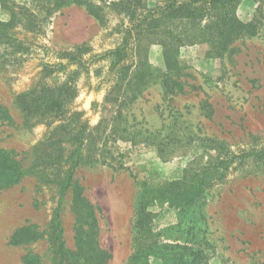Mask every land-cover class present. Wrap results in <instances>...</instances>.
Masks as SVG:
<instances>
[{"label": "rangeland", "instance_id": "374dc122", "mask_svg": "<svg viewBox=\"0 0 264 264\" xmlns=\"http://www.w3.org/2000/svg\"><path fill=\"white\" fill-rule=\"evenodd\" d=\"M170 1L0 0V159L22 173L0 185V264H59L58 207L63 264H264V155L241 158L264 153V0L144 19ZM51 89L65 104L29 113ZM19 228L36 238L11 245Z\"/></svg>", "mask_w": 264, "mask_h": 264}, {"label": "trees", "instance_id": "16d2710c", "mask_svg": "<svg viewBox=\"0 0 264 264\" xmlns=\"http://www.w3.org/2000/svg\"><path fill=\"white\" fill-rule=\"evenodd\" d=\"M236 1L238 0H172L163 7H158L157 9L148 11L144 19H147V17L150 14L156 12L161 14H165L166 12H168L167 15L168 17L175 15L178 17V20H180V23H183L184 21L186 22L196 21L198 18H203L206 15V13H208L209 11L220 10L218 12L216 11L217 13H220L227 6L233 7ZM191 5H200L201 6L200 8L202 9L196 8L197 10L193 9L192 11L189 9ZM239 34L240 33H236L234 36L235 37L240 36ZM127 44H128V40L126 39L124 40L122 46L118 47L115 51H113V53H115L116 55V60L123 59L124 54L126 53L125 47ZM49 94L50 95L48 96L45 95L41 98L34 99L29 106H26L29 113L35 114L37 113V110H40L43 107L52 108L57 105L63 106L65 104L64 99L62 100V94L55 95L53 89L49 91ZM0 118H4L5 120L9 121V116L6 114V111L3 109H0ZM69 125H72V123H69ZM84 129H85V123L80 120H77L74 123L73 128L70 129L71 130L70 141H75L77 143V147L72 151V163L67 172V179L61 185V195H63L66 189L68 188L69 182L72 180L73 170L74 168H76V165H78L80 162L79 156H80L81 145L83 144V140H84L83 139ZM251 155L261 157L262 155H264V153H252V152L245 153L241 155V158H245ZM238 158L240 157L233 155L230 158L222 160L214 167L213 171L220 172L221 174L219 177H215L216 178L215 182L220 181L224 178L225 173L236 162ZM21 174L22 173H21L20 163L15 159H13L10 155L2 157V159H0V185L5 183L10 185L17 182L21 177ZM213 182L214 179L211 176H206L203 179H201L198 185L196 186L194 196L198 195L201 192V190H203V188H205L206 186H211ZM82 201L83 198H81V193L78 192L77 194H75V205H76L75 210L77 213L80 212V209L78 208ZM53 224H54L53 229L55 234L54 241L57 244V253L60 255L59 264H63L67 254H66V250L64 249V241L62 238L63 228L60 221V207H58L55 213ZM35 238H36V234L30 228H19L15 230L14 233L11 235L10 244L20 245L30 242ZM24 262L26 264H35L37 262V257L26 256L24 258Z\"/></svg>", "mask_w": 264, "mask_h": 264}]
</instances>
